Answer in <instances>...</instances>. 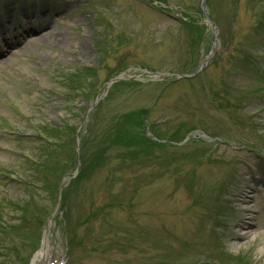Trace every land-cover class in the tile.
<instances>
[{
	"label": "rangeland",
	"instance_id": "obj_1",
	"mask_svg": "<svg viewBox=\"0 0 264 264\" xmlns=\"http://www.w3.org/2000/svg\"><path fill=\"white\" fill-rule=\"evenodd\" d=\"M164 1L178 8L21 0L17 20L0 0V264H31L48 226L52 259L66 264H264V0H206L216 34L202 0ZM40 24L58 31L30 37ZM212 46L196 77L109 83L146 64L189 75ZM87 68L104 103L84 125L95 97L65 98L58 77ZM41 123L53 136L90 124L88 139L81 151L49 145L34 136ZM44 152L47 167L24 156ZM52 168L67 169L61 181Z\"/></svg>",
	"mask_w": 264,
	"mask_h": 264
},
{
	"label": "bare ground",
	"instance_id": "obj_2",
	"mask_svg": "<svg viewBox=\"0 0 264 264\" xmlns=\"http://www.w3.org/2000/svg\"><path fill=\"white\" fill-rule=\"evenodd\" d=\"M48 31H50L51 34H54V32H55L54 30H50L48 28V30L45 32H39L37 34V36H39V38H45ZM4 40L8 44L12 40V38L9 36H6V38ZM24 44H25V42H23L21 44V46H19V47H22ZM247 197H249V196H247ZM49 246H50V240H49L48 235L46 234L45 238L43 240L42 248L39 250L37 257L34 260V264H46L47 260L50 261L51 253L49 251Z\"/></svg>",
	"mask_w": 264,
	"mask_h": 264
},
{
	"label": "trees",
	"instance_id": "obj_3",
	"mask_svg": "<svg viewBox=\"0 0 264 264\" xmlns=\"http://www.w3.org/2000/svg\"><path fill=\"white\" fill-rule=\"evenodd\" d=\"M69 84H71V83H69ZM78 85L81 87V92H85L84 91V85H81V83H78ZM139 112H142V113H144V111H139ZM139 112L137 113V114H139ZM126 118H128V117H126ZM144 126V125H143ZM70 130H74V128L72 127H68L67 129H66V131H70ZM142 133L144 134V130H142ZM59 134H60V130L59 129H57V132H56V134H55V136H59ZM136 137V139L137 140H139V138H138V136H135ZM146 138V137H145ZM146 139H148V138H146ZM129 141H131V142H133V143H135V141L132 139V140H130V136H129ZM128 144H129V142H128ZM131 146V145H130ZM130 156V155H129ZM47 159H48V156H47ZM46 158H44L43 159V161H42V163L41 164H36L37 166H39V167H47V163H46ZM56 170H58V169H54V168H52L50 171L52 172V173H54V171H56Z\"/></svg>",
	"mask_w": 264,
	"mask_h": 264
}]
</instances>
